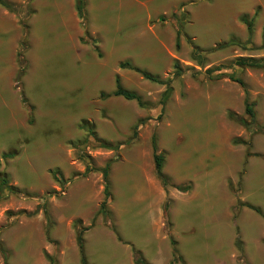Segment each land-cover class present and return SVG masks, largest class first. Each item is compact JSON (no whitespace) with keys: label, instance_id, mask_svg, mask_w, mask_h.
<instances>
[{"label":"rangeland","instance_id":"rangeland-1","mask_svg":"<svg viewBox=\"0 0 264 264\" xmlns=\"http://www.w3.org/2000/svg\"><path fill=\"white\" fill-rule=\"evenodd\" d=\"M2 1L18 11L0 6V174L16 189L0 194V264H81L78 229L85 264H264V134L229 116L249 121L238 79L264 129V69L234 65L264 61V0H86L68 31ZM116 77L141 105L112 96Z\"/></svg>","mask_w":264,"mask_h":264},{"label":"trees","instance_id":"trees-1","mask_svg":"<svg viewBox=\"0 0 264 264\" xmlns=\"http://www.w3.org/2000/svg\"><path fill=\"white\" fill-rule=\"evenodd\" d=\"M0 6H2L3 8H5L7 11H10L12 13H16L18 11V8L6 3L2 0H0ZM85 6H86V0H74V7L77 13V17L82 20L83 22L86 19V11H85ZM254 18L255 15L248 20L246 16H242L240 18V22L242 24L245 25L246 27V31L248 34V40L251 39L252 35H253V23H254ZM181 35V31L178 30L177 31V39H176V46H179V36ZM229 44H235V45H240L239 42L231 39L229 40L226 44L217 46L216 48H225L227 45ZM21 47L23 48V46L21 45ZM21 52H18V62L20 64V73L18 74V79H20L22 77V69H23V60H22V56H21ZM201 52V50H199L198 48H196L195 46L192 47V55L193 57H196L197 55H199ZM235 66L238 67H247V68H256V69H264V61L262 60H255L252 58H238L235 62H234ZM120 68L123 69H129V70H135L133 69L129 64H122L120 65ZM174 69H175V73H174V77H179L182 74L181 69L178 67V65H174ZM220 68H215L212 70H207L204 72V74L208 77L211 76V74H213L214 72H219ZM143 78H145L148 81L151 82H155L158 83V79L147 74L146 72H139ZM211 78V77H210ZM214 78H218V77H214ZM235 83H237L244 91V113L245 115L248 117L249 121H245L241 118H239L238 116L234 115V114H230V118H232L233 120H235L236 122H238L241 126H243L245 128V130L247 131H255L258 133H263L264 134V129L262 127H260L257 123H256V119H255V112H254V104L250 102L249 100V94L246 90V86L245 84L238 79H234L233 80ZM112 96L114 97H121L126 101H135L137 102L139 105H141V98L136 95L133 92H129L127 90H125L121 84H120V80L118 77H116L115 79V91L113 92ZM24 102V101H23ZM29 113H30V118H31V113H32V108H29ZM31 120V119H30ZM82 123V127L85 128V126L87 127V123L85 122H81ZM88 130L89 127H88ZM92 133V132H91ZM135 135V132H134ZM151 143H152V149H153V162H154V169H155V174L158 177V179L161 181V183L164 186L168 185V180L167 178L163 175L162 173V168H163V162H164V158L162 154H156V138H155V134L153 133L152 137H151ZM5 158L7 157H11V155H7L4 156ZM112 162H109L105 168L102 170L101 174H102V180H103V186H104V195H105V199H108L110 197L109 195V183H108V174H109V168L112 165ZM87 173H89V170L87 169L84 174L86 175ZM175 189L179 192H185L186 188L184 187H175ZM5 192H10V193H15L16 189L14 187H11L7 181V179L0 174V194H3ZM256 212H258L257 210H255ZM101 214H104V206L102 205L101 209H100ZM82 234H83V230L82 229H78L77 230V237H76V242H77V246L79 249V254H80V261L81 264H85V259H84V250H83V239H82ZM172 247H174V244L172 243ZM236 247L238 248L239 251L240 250V244L239 242L236 243ZM175 250L173 248V255H175ZM134 263L135 264H147L142 258L141 255L138 252H134Z\"/></svg>","mask_w":264,"mask_h":264},{"label":"crops","instance_id":"crops-1","mask_svg":"<svg viewBox=\"0 0 264 264\" xmlns=\"http://www.w3.org/2000/svg\"><path fill=\"white\" fill-rule=\"evenodd\" d=\"M29 4L30 11H33L32 16L36 13L34 8L35 5H44L48 7V9H50L48 11V17L57 16L60 19L61 25L64 26L67 31L71 30L70 23L72 26L77 18L74 0H30ZM2 28L3 26L0 24V30L4 31Z\"/></svg>","mask_w":264,"mask_h":264},{"label":"bare ground","instance_id":"bare-ground-1","mask_svg":"<svg viewBox=\"0 0 264 264\" xmlns=\"http://www.w3.org/2000/svg\"><path fill=\"white\" fill-rule=\"evenodd\" d=\"M257 177V176H256Z\"/></svg>","mask_w":264,"mask_h":264}]
</instances>
